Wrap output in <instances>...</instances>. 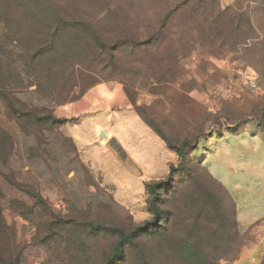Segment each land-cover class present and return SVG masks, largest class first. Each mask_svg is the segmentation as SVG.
I'll use <instances>...</instances> for the list:
<instances>
[{
	"label": "rangeland",
	"instance_id": "obj_1",
	"mask_svg": "<svg viewBox=\"0 0 264 264\" xmlns=\"http://www.w3.org/2000/svg\"><path fill=\"white\" fill-rule=\"evenodd\" d=\"M130 1L0 0V264H106L153 219L144 184L178 161L137 110L197 148L165 187L164 229L117 264H235L257 241L213 178L264 215V134L249 132L264 133V0H218L234 7L220 39L193 25L196 0L164 31L145 28L186 0H138L143 26Z\"/></svg>",
	"mask_w": 264,
	"mask_h": 264
},
{
	"label": "trees",
	"instance_id": "obj_2",
	"mask_svg": "<svg viewBox=\"0 0 264 264\" xmlns=\"http://www.w3.org/2000/svg\"><path fill=\"white\" fill-rule=\"evenodd\" d=\"M191 6L190 0H186L178 4V6L174 7L175 9L172 12L165 15L162 19H158L154 23L149 22V25L145 29L152 30V31H164L167 30L170 25L172 24L176 14L183 12L186 9H189ZM196 12L200 13V20L198 22H193V25L201 28L207 29H214L219 30V34L216 36L217 39H220L219 36L224 37L222 35L223 31H227V28L230 27L228 25V19L230 17V13L234 10V7H227L222 9L219 4L218 0H196L194 5ZM130 11L133 20L139 24L140 26L146 25L148 21H145L144 17L142 16V10L139 5L138 0H131L130 1ZM228 18V19H227ZM248 27L251 29V22L247 21ZM241 23L235 27L236 30L241 28ZM234 29V30H235ZM221 31V32H220ZM27 33H31L32 36H29L27 39H35L37 33L34 31H30ZM26 33V35H27ZM253 39V38H250ZM245 40V39H244ZM247 40V39H246ZM140 118L166 143L169 150L173 151L178 157V166L174 167L171 166V171L166 180L158 181V182H151L146 184V193L148 196V207L149 211L152 214L153 219L148 221L145 226H140L136 228L132 233L120 235L119 241L116 243L114 248L113 255L108 259L106 264H117V262L122 259L125 255V247L127 244L132 243L135 239L142 237V236H153L164 229L166 223L168 222L167 212L163 210L162 207V196L167 186V183L171 182L173 178V173L176 169L178 170H185L187 168V164L189 161V157L194 150L197 148V143L192 144L189 140H183L180 144H174L171 139L167 136V134L154 122L149 120L143 113L140 111H136ZM47 119H53V116H50ZM262 126V125H261ZM263 127V126H262ZM236 132V131H233ZM203 164V163H201ZM213 181L217 183L230 197L233 202V206L236 212V205L231 197V195L227 192V190L223 187V185L218 182L216 179L213 178ZM245 235V234H244ZM188 247L185 245L182 247V252L185 251ZM264 262V257L262 264Z\"/></svg>",
	"mask_w": 264,
	"mask_h": 264
},
{
	"label": "crops",
	"instance_id": "obj_3",
	"mask_svg": "<svg viewBox=\"0 0 264 264\" xmlns=\"http://www.w3.org/2000/svg\"><path fill=\"white\" fill-rule=\"evenodd\" d=\"M66 109V108H65ZM126 110H133V109H126ZM65 114H67L66 112H65ZM84 114H85V112H84ZM86 114H88V111H87V113ZM67 118V117H66ZM78 118H81V117H78ZM141 119V118H140ZM142 120V119H141ZM143 121V120H142ZM144 122V121H143ZM145 123V122H144ZM145 125L146 126H148L146 123H145ZM101 125H99V126H97L96 128H95V135L96 136H98V134L102 131V128L100 127ZM251 126L254 128L255 127V124H251ZM149 127V126H148ZM150 128V127H149ZM249 128H250V126H249ZM259 128V127H258ZM151 129V128H150ZM152 130V129H151ZM153 131V130H152ZM258 131V130H257ZM154 132V131H153ZM249 132H250V134L253 136L254 134V136L253 137H257V136H259V135H263L264 133H262V132H253V131H251L250 129H249ZM155 133V132H154ZM156 134V133H155ZM106 135H108L109 136V139H112V140H114L113 138H111V135L108 133V134H106ZM157 135V134H156ZM113 136V135H112ZM226 136V135H225ZM225 136H221V138H224ZM67 137H69V136H67ZM157 137L164 143V145H165V147H166V149L167 150H169V148H168V146L166 145V143L157 135ZM70 138V137H69ZM115 141V140H114ZM116 142V141H115ZM139 143V145H141L142 143H141V141H139L138 142ZM138 149V148H137ZM170 151V153H173V154H175L173 151H171V150H169ZM171 159H176L177 161H178V157H177V155L175 154L174 156H173V158L171 157ZM158 160H159V158H157V157H153V161H156L155 163H157L158 162ZM204 161L205 160H203V161H201L203 164H204ZM154 163V162H153ZM167 163L168 162H166V164H165V162L164 163H161L163 166H162V168L164 167V164L166 165L165 167H167ZM178 163H179V161H178ZM154 166H156L155 164H154ZM153 166V164H151V168H153L154 167ZM164 167V168H165ZM153 170V169H152ZM263 173V174H262ZM261 174V179L259 178V179H256V178H254L253 179V183L255 184V185H258V186H264V171L262 172ZM215 179V178H214ZM218 181V180H217ZM218 182H220V180L218 181ZM148 183V181L147 182H145V184H144V186H145V190H146V184ZM222 185H223V187L227 190V192L231 195V197L233 198V200H234V202H235V205H236V212H237V215H236V217H237V225H238V229H239V231H240V233L241 234H247V233H249V232H252V231H255V230H257V241H256V243H254L252 246H250V247H248L243 253H242V255H241V257L235 262V264H242L244 261H246V257H250L251 258V256H254V258H255V262L253 263V264H262V261H263V257H264V215H261V216H257L256 215V212H254V211H252V210H248V211H242V209L239 207V204H238V202L237 201H235V198H234V196L232 195V192L228 189V187L224 184V183H222V182H220ZM261 199H262V201H263V203H264V189H262V191H261ZM253 258V257H252Z\"/></svg>",
	"mask_w": 264,
	"mask_h": 264
},
{
	"label": "built area",
	"instance_id": "obj_4",
	"mask_svg": "<svg viewBox=\"0 0 264 264\" xmlns=\"http://www.w3.org/2000/svg\"><path fill=\"white\" fill-rule=\"evenodd\" d=\"M253 87H255V85L253 84Z\"/></svg>",
	"mask_w": 264,
	"mask_h": 264
}]
</instances>
